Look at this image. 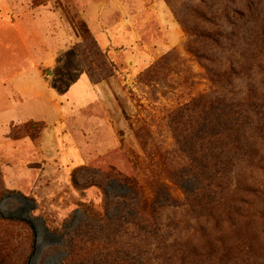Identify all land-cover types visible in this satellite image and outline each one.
Segmentation results:
<instances>
[{"label":"rangeland","instance_id":"rangeland-1","mask_svg":"<svg viewBox=\"0 0 264 264\" xmlns=\"http://www.w3.org/2000/svg\"><path fill=\"white\" fill-rule=\"evenodd\" d=\"M0 181L17 264H264V0H0Z\"/></svg>","mask_w":264,"mask_h":264},{"label":"trees","instance_id":"trees-1","mask_svg":"<svg viewBox=\"0 0 264 264\" xmlns=\"http://www.w3.org/2000/svg\"><path fill=\"white\" fill-rule=\"evenodd\" d=\"M6 191L4 190L1 181H0V201L4 198ZM16 219L9 217H3L0 215V264H17L15 263L13 248L11 240H8V229L10 227V222H13ZM21 264H28V261H25Z\"/></svg>","mask_w":264,"mask_h":264}]
</instances>
